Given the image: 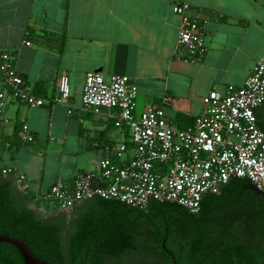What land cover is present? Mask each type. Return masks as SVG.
Wrapping results in <instances>:
<instances>
[{"label": "crops", "instance_id": "1", "mask_svg": "<svg viewBox=\"0 0 264 264\" xmlns=\"http://www.w3.org/2000/svg\"><path fill=\"white\" fill-rule=\"evenodd\" d=\"M183 1L204 25L206 51L196 63L174 56L180 17L172 6ZM0 46L40 98H55L59 77L69 78L68 100L30 108L9 99L0 114V170L23 174L34 196L57 179L98 173L105 146L129 140L105 114L84 108L87 73L128 76L138 88L137 113L161 106L185 129L211 91L241 86L264 57V0H0ZM255 114L264 124V108ZM23 128L31 141L20 138Z\"/></svg>", "mask_w": 264, "mask_h": 264}, {"label": "built area", "instance_id": "2", "mask_svg": "<svg viewBox=\"0 0 264 264\" xmlns=\"http://www.w3.org/2000/svg\"><path fill=\"white\" fill-rule=\"evenodd\" d=\"M172 11L180 17L174 56L196 63L206 51L204 25L189 15L186 1L174 3ZM0 76L6 89L0 93V114L9 99L37 108L70 97L66 74L59 77L55 98L36 96L17 71L10 51L2 46ZM137 94V85L126 75L86 74L84 108L105 114L114 127L129 132V140L105 146L107 156L98 173L78 174L70 181L57 179L46 191L35 194L36 203L51 204L50 212H71L94 198L142 210L157 201L176 203L198 214L203 197L219 193L233 179H247L264 192V131L255 114L257 108H264V57L241 86L211 91L201 114L185 129L171 125L161 106L149 105L137 113ZM168 101L164 98L163 103ZM19 136L25 141L33 139L26 128ZM1 173H13L17 187L29 190L23 174L10 168ZM40 205L34 207L40 210Z\"/></svg>", "mask_w": 264, "mask_h": 264}, {"label": "trees", "instance_id": "3", "mask_svg": "<svg viewBox=\"0 0 264 264\" xmlns=\"http://www.w3.org/2000/svg\"><path fill=\"white\" fill-rule=\"evenodd\" d=\"M258 126L264 131V124ZM18 132L11 144L19 141ZM250 184L233 179L205 195L198 214L176 203L151 201L142 210L94 198L71 212L42 216L33 208L40 205L35 195L0 170V235L23 241L49 264H264V237L257 243L227 237L251 217L237 213L243 199L264 210V196ZM40 209L49 210L45 204ZM0 264L25 263L14 245L0 242Z\"/></svg>", "mask_w": 264, "mask_h": 264}, {"label": "flooded vegetation", "instance_id": "4", "mask_svg": "<svg viewBox=\"0 0 264 264\" xmlns=\"http://www.w3.org/2000/svg\"><path fill=\"white\" fill-rule=\"evenodd\" d=\"M245 203V199L242 200V205L237 211L240 217L243 219L246 211L250 212L251 217L243 223L239 228H236L227 237L232 241L237 242H249L257 243L262 237H264V228L260 227L262 217H264V210L260 209L256 204ZM245 210V211H244ZM251 224V225H250Z\"/></svg>", "mask_w": 264, "mask_h": 264}, {"label": "water", "instance_id": "5", "mask_svg": "<svg viewBox=\"0 0 264 264\" xmlns=\"http://www.w3.org/2000/svg\"><path fill=\"white\" fill-rule=\"evenodd\" d=\"M248 188L252 190L253 192H256L264 196V192H261L255 185L250 184ZM0 242H7V243L14 245L20 252V255L25 264H49L47 261L42 260L38 258L37 256H35L30 250V248L28 247V245H26L23 241L17 238L0 235Z\"/></svg>", "mask_w": 264, "mask_h": 264}, {"label": "rangeland", "instance_id": "6", "mask_svg": "<svg viewBox=\"0 0 264 264\" xmlns=\"http://www.w3.org/2000/svg\"><path fill=\"white\" fill-rule=\"evenodd\" d=\"M49 206L51 207V204L50 205H46V207H47V209L49 208ZM33 208H34V206H33ZM37 212L40 214V215H42V216H45V215H47V214H51L52 212H50L49 210H43V209H40V210H37Z\"/></svg>", "mask_w": 264, "mask_h": 264}]
</instances>
